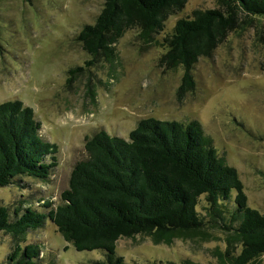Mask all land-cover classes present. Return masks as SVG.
Returning <instances> with one entry per match:
<instances>
[{
    "label": "trees",
    "instance_id": "trees-1",
    "mask_svg": "<svg viewBox=\"0 0 264 264\" xmlns=\"http://www.w3.org/2000/svg\"><path fill=\"white\" fill-rule=\"evenodd\" d=\"M185 3L103 0L95 21L74 38L90 57L85 64L112 61L118 39L133 29L142 50L165 49L159 67L183 68L180 97L194 87L192 68L199 57L209 56L230 30L264 19V0H217L216 7L178 18L159 38L167 17ZM40 128L20 99L0 102V187L18 186L22 176L45 180L54 171L58 146ZM84 149L87 156L73 165L57 203L46 198L33 204L25 195L0 203V233L13 242L0 264H53L43 259L38 241L26 238L47 221L75 250L103 253L89 264H127L116 254V243L136 236L155 244L216 243L207 248L213 264H253L264 254V210L248 205L236 168L218 154L197 120L141 118L127 138L101 128L84 137Z\"/></svg>",
    "mask_w": 264,
    "mask_h": 264
},
{
    "label": "rangeland",
    "instance_id": "rangeland-1",
    "mask_svg": "<svg viewBox=\"0 0 264 264\" xmlns=\"http://www.w3.org/2000/svg\"><path fill=\"white\" fill-rule=\"evenodd\" d=\"M103 0H0V102L20 99L40 121L41 135L58 146L57 165L45 180L20 177V184L0 187V203L32 197L37 204L57 203L73 165L84 159V137L98 129L124 138L141 118L189 122L197 120L225 162L236 168L247 203L264 210V19L230 30L209 56L193 64V89L178 97L181 66L164 70L159 45L140 48L136 31L127 30L116 43V57L85 64L89 55L74 40L93 23ZM217 0H186L167 17L161 38L176 20L195 9L213 8ZM239 18H241L239 16ZM82 70L68 71L75 67ZM70 81L68 82V78ZM38 196H42L36 199ZM44 260L53 264H89L100 250L77 251L47 221L29 232ZM13 244L0 233V261ZM216 244V243H215ZM177 239L171 245L149 238H121L115 252L127 264H213L207 248ZM53 258V260H52ZM253 264H264V254Z\"/></svg>",
    "mask_w": 264,
    "mask_h": 264
}]
</instances>
